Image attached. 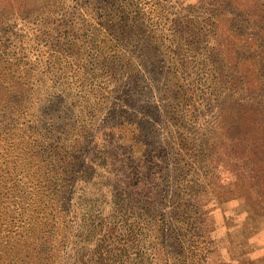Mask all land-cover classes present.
Returning a JSON list of instances; mask_svg holds the SVG:
<instances>
[{
    "label": "rangeland",
    "instance_id": "rangeland-1",
    "mask_svg": "<svg viewBox=\"0 0 264 264\" xmlns=\"http://www.w3.org/2000/svg\"><path fill=\"white\" fill-rule=\"evenodd\" d=\"M263 183L264 0H0V264L153 198L168 264H264Z\"/></svg>",
    "mask_w": 264,
    "mask_h": 264
},
{
    "label": "trees",
    "instance_id": "trees-1",
    "mask_svg": "<svg viewBox=\"0 0 264 264\" xmlns=\"http://www.w3.org/2000/svg\"><path fill=\"white\" fill-rule=\"evenodd\" d=\"M162 202L153 198L152 205L141 210L136 208L140 213H134L135 209L127 210V222L116 219L113 223L106 220L105 223H96L94 217L105 216L107 219L108 215L102 212L93 215L90 211L86 214L89 217L88 241L78 234V225L75 228V239L70 242L65 227L62 237L56 239L55 247H47L46 242L51 239H44L34 250L39 260L46 251L49 254L46 260L57 257L59 264H168L165 258L166 247L162 242L167 241V238L171 240L173 234L166 238L164 236L163 232L172 233V230L164 228L162 221L166 215L163 213Z\"/></svg>",
    "mask_w": 264,
    "mask_h": 264
}]
</instances>
